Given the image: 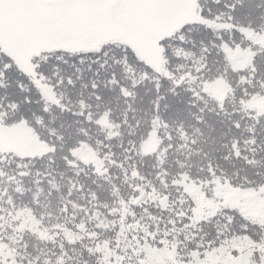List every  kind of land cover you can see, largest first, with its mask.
Returning a JSON list of instances; mask_svg holds the SVG:
<instances>
[{
  "label": "snow or ice",
  "instance_id": "1",
  "mask_svg": "<svg viewBox=\"0 0 264 264\" xmlns=\"http://www.w3.org/2000/svg\"><path fill=\"white\" fill-rule=\"evenodd\" d=\"M261 98L264 0H0V136L44 149L0 146V217L35 187L55 192L57 180L71 197L82 142L130 167L150 135L164 153L153 174L173 202L147 232L97 235L79 254L11 243L0 219V264H143L146 238L174 249L168 264H264V218L225 206L264 205ZM189 181L219 210L198 218L184 199Z\"/></svg>",
  "mask_w": 264,
  "mask_h": 264
},
{
  "label": "trees",
  "instance_id": "2",
  "mask_svg": "<svg viewBox=\"0 0 264 264\" xmlns=\"http://www.w3.org/2000/svg\"><path fill=\"white\" fill-rule=\"evenodd\" d=\"M210 94L219 97L224 93L221 87H213ZM149 139L152 140V146L146 148ZM92 149L91 144L82 142L77 150L78 165L88 170L79 169L84 175L73 185L71 197L66 189L58 196H53L47 186L35 187L30 196L16 197L14 210L0 217L5 226V235L11 243L22 240L29 245L30 251L40 246L51 247L53 250L61 245L68 249L74 248L79 254L81 248L89 246L92 237L109 236L115 231L116 237L123 242L127 239L129 225L134 230L138 228L140 232H147L150 223L161 220L163 210L172 212L173 202L168 200L161 187L165 178L158 172L153 174V168L159 167L154 164L153 158L164 159L159 137L150 135L140 141L136 159L130 167L125 166L126 158L120 159L122 153L117 152L116 159L111 158V153H106L109 158L105 161L100 156L102 165L101 170L97 171L93 166H88ZM5 151H12L17 156H32L42 154L44 149L40 147L29 154L14 148ZM156 176H160L159 183L156 182ZM56 183L60 184L58 180ZM194 185L195 189L184 190L187 194L184 199L187 201L192 198L196 202L197 217L206 219L219 210V204L206 197L199 185ZM8 187L5 180V191ZM213 191L215 193L216 190ZM168 194H172L171 188ZM225 206L236 207L249 219L264 218V205L254 198L240 201L229 197ZM131 217L145 219L141 223L140 219L133 220ZM140 251L143 252L140 257L143 264H168L173 259L174 249L170 250L167 245L160 248L146 238L145 243L140 245Z\"/></svg>",
  "mask_w": 264,
  "mask_h": 264
},
{
  "label": "rangeland",
  "instance_id": "3",
  "mask_svg": "<svg viewBox=\"0 0 264 264\" xmlns=\"http://www.w3.org/2000/svg\"><path fill=\"white\" fill-rule=\"evenodd\" d=\"M257 106L264 107V98H261L260 100L257 101ZM147 142L148 143H147L146 148H149L150 146H152V140L151 139H149ZM0 146H3L4 150L7 148H14L15 150H18L21 152H26L28 154L34 153L38 149H40L39 145L32 143L26 137H24L22 134H17L15 136V138H11L7 135L0 136ZM101 165H102L101 157L98 154L97 150L95 148H93L91 150V160L89 161L88 166H93L94 169H96L97 171H100ZM77 166L81 170H88V168L82 167L80 165H77ZM58 183H60V184L56 183V191L53 192L51 190L52 191L51 193L53 196H55V195L58 196L64 189L69 190V185L66 182L58 180ZM195 188H196V185H194L193 183H191L189 181L187 186L184 188V190H186V189L190 190V189H195ZM31 193H32V191H31ZM28 196H30V195H28ZM40 249H43L49 253L52 251L51 247H47V246L45 248L40 246Z\"/></svg>",
  "mask_w": 264,
  "mask_h": 264
}]
</instances>
